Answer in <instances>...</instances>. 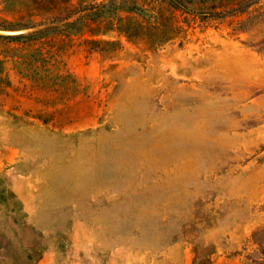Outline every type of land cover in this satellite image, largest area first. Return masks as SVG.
<instances>
[{
    "label": "rangeland",
    "instance_id": "obj_1",
    "mask_svg": "<svg viewBox=\"0 0 264 264\" xmlns=\"http://www.w3.org/2000/svg\"><path fill=\"white\" fill-rule=\"evenodd\" d=\"M0 264H264V0H0Z\"/></svg>",
    "mask_w": 264,
    "mask_h": 264
},
{
    "label": "water",
    "instance_id": "obj_2",
    "mask_svg": "<svg viewBox=\"0 0 264 264\" xmlns=\"http://www.w3.org/2000/svg\"><path fill=\"white\" fill-rule=\"evenodd\" d=\"M1 33H8L7 31H0Z\"/></svg>",
    "mask_w": 264,
    "mask_h": 264
}]
</instances>
